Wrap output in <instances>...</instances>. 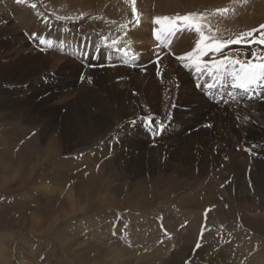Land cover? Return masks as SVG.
Listing matches in <instances>:
<instances>
[{
  "label": "bare ground",
  "instance_id": "bare-ground-1",
  "mask_svg": "<svg viewBox=\"0 0 264 264\" xmlns=\"http://www.w3.org/2000/svg\"><path fill=\"white\" fill-rule=\"evenodd\" d=\"M51 1L55 5L62 0ZM234 1L235 15L232 22L235 25L234 34L237 35L242 30L243 18L250 19L244 16L249 12V8L241 4L247 3L252 6V3L250 0ZM222 2L223 0H136L137 23L132 17L131 0H68L67 4H61L62 9H58V19L61 14L75 11L86 12L91 17L101 12L99 14L102 15L104 23L91 21L87 24L82 20L83 16L71 17L82 24L83 29L80 31L83 32L81 36L85 35L83 39L84 44L87 43L86 51L99 56L98 66L94 69L90 68L88 63L81 67L80 63L76 64L71 60V57L75 56V51L70 52L69 46L62 53L42 54L37 49L28 48L26 38V40L19 38L18 31L24 32L31 38L33 34L37 37L45 35L47 39L54 40V47L64 45L62 33L68 29H62L63 21L58 19H54V26H51L48 18H44L42 22L37 17L41 15L38 8L30 7L31 4L38 5L39 1L36 3L35 0H26L23 5H18L16 0H12L9 8L4 9L0 6V9L2 8L0 10V145L2 148L0 161H6L4 157L13 158L15 166L12 169L15 174L19 172L21 166L18 161L28 162L34 155H37L39 160L54 155V171L65 170L68 163L75 165L79 162L91 166L92 162H100L97 174L92 171V176L87 178L89 187L95 175L99 178L97 196L86 190L87 196L81 200L72 193L70 186L64 198L66 207L60 203L54 213V220L51 219L49 230L26 232L29 228L37 229L40 224H45L41 219H35L38 214L45 222L51 218L46 210L49 205L38 206L28 216L25 214L17 216L15 221L8 223L0 221V264H10L8 255L4 256L3 242L11 241L16 245L19 243L22 247L21 244H24L22 237H26L24 232L30 234L26 237L27 244L39 241L35 232L46 235L47 242L51 241L53 235V243L47 244L51 250L46 260L49 264H59L55 258V250L64 253L68 250V254L77 257L78 253L86 249L96 250L91 260L85 258V263L88 264H154L153 255L157 254L147 251L146 255L144 251L156 247L160 252L162 248L156 240L165 243L170 238L169 231L160 229L156 223L153 224V217L160 214L163 215L164 223L189 221L187 231L184 230L181 234L178 231V236L181 238L177 242L178 247H174L175 255L171 258L170 264H176L174 260L178 262L184 260L187 255L192 257L189 250L194 242H197L199 234L200 236L205 234L212 221L227 225L228 231L225 235L230 241L234 235L240 237L238 245L233 247L229 243V256L227 245H222L225 246L223 249L226 253L223 264L232 258L236 263V259L244 252L239 261L243 263L249 258L246 246L254 253L253 258L248 259L249 264H264V238L259 233V231L264 233V99H258L264 96V89L256 91L254 98L249 94L240 97L247 103L241 99L239 102H234L228 95L234 89L230 86L221 88L219 84L213 89H207L206 85L213 82H206L207 80L200 82L207 73L198 77L194 72L189 70L186 72L183 67L177 68L173 65L175 61L169 57L170 55L155 46L154 36L150 38L151 27L148 22L154 21L157 16L187 15L191 12L200 14L202 10ZM149 4H153L156 11L146 10ZM67 20L64 25L67 24L69 30H75L71 27L77 25V22ZM40 25H44L43 30ZM158 27L156 25L152 31ZM96 29H101L102 32ZM229 30L231 29L213 30L207 26L204 29L206 35H215L218 39L236 38ZM93 31L98 32L100 37L98 43L106 49L105 53H101L96 47L92 51L88 50ZM196 39H198L197 34L182 29L171 35H161L159 41L169 49L172 48L179 56L192 51ZM113 40L118 41L117 47L126 50L129 56L136 55L139 58L136 62L138 66H134L132 62H129L128 68L121 66L124 56L122 52H117L111 47ZM72 48L85 55V46L81 48L79 43H76ZM229 50L233 54L244 52L248 55L252 50H261V47L246 48L243 45H232L230 49H226ZM109 51L112 53L109 54L108 59L117 62L116 65H106L102 61ZM152 56L158 58L154 60ZM175 65H178V62ZM157 67L160 69L159 78L154 75L157 74ZM50 71H53L54 75L49 76ZM82 75L85 77L83 80ZM225 80L228 81L229 78L225 77ZM220 94L222 96L218 97ZM55 101L59 104H55ZM252 101L255 102L248 104ZM52 102H54L53 106ZM153 114L157 120L169 125L159 136L155 133L150 136L140 125L135 129L131 128L130 121L133 119L139 120L141 117ZM167 115L173 117L171 122L167 120ZM206 124L210 127H206ZM2 129L7 131L4 132ZM95 134H98L100 139L93 137ZM109 134L117 140L115 142L108 140L106 136ZM44 142H46L45 149L42 147ZM16 144L18 148L14 151ZM78 148L82 149L80 157H74L69 153ZM250 151L257 158L261 157L256 160L252 156L249 160L244 153L249 154ZM64 155H67L69 160H63L61 157ZM203 174H208L209 178L200 181L204 184L199 188L194 181ZM54 175L55 179L57 175ZM6 177L1 185L14 180V177H11L6 181ZM128 179L131 180L130 185L127 184ZM176 182L179 184L176 185V190L208 191L207 206L210 202L215 204L217 214L214 212V214L211 212L205 214L208 219L203 229H197L200 226L194 224L197 223V218L191 214L194 210H185L181 205L177 206L179 210L181 209V214L177 213L178 219H173L174 212L171 207L169 208L172 212L171 216H167L168 213L166 215L161 209H156L152 214H148L149 210L140 211L143 204L137 197L139 191L152 188L156 196L163 192L162 189L166 190ZM118 185L127 189L120 205L119 200L111 193L113 186ZM48 191L53 192V189ZM252 193L259 197L258 206L254 204ZM219 194L223 198L226 196L233 198L229 209L242 210L243 221L241 220L240 224L235 223L234 216L232 221L224 222L223 218L231 215V212H224L219 207L217 203ZM225 202L228 204L230 200L227 198ZM202 205L204 206L205 203L202 202ZM156 207L160 208L159 202ZM88 208H97L99 211L90 214ZM251 209L262 210V213L257 218L256 214L250 211ZM65 210L69 211L70 215L68 219L62 220L67 216ZM124 210H128L127 215L120 214L125 212ZM137 213L142 216L136 215ZM195 215L200 217L201 212L195 211ZM123 223L128 225L126 230L121 227ZM199 224L201 223L198 220ZM244 225H248L252 233L263 240L246 235L240 229ZM108 233L121 236L123 240L129 242L130 249L134 251L123 250L124 252H120L121 255L115 254V246H105L101 243ZM72 234H83L87 240L83 241V244H76L75 238L71 240ZM145 234L153 238L152 242L149 240L151 243L148 246H145L146 241L142 242ZM221 237L220 241L223 239L226 241L224 234ZM205 240L204 236L203 243L206 242ZM186 247L188 254L185 253ZM199 253L198 250L196 254ZM14 254L17 257L15 260L17 264H31L29 258L24 257L25 253L20 256L17 251ZM196 257L190 258L187 264H196L194 262ZM147 258L151 259L146 261ZM53 260L54 262L50 263ZM208 264L215 263L208 262Z\"/></svg>",
  "mask_w": 264,
  "mask_h": 264
},
{
  "label": "rangeland",
  "instance_id": "rangeland-1",
  "mask_svg": "<svg viewBox=\"0 0 264 264\" xmlns=\"http://www.w3.org/2000/svg\"><path fill=\"white\" fill-rule=\"evenodd\" d=\"M11 1L12 0H10V1L0 0V6L4 7V9L9 8ZM35 1H36V3H38V1L40 2L38 5H36V8H38L41 15H38L37 17H39L41 21L44 18H48L49 22L51 23V26H54V19H58L57 18L58 9H62L63 8L62 5L68 3V0H62L61 2H57L55 5L51 0H35ZM233 1L234 0H231V1L223 0V2L219 3L218 5L214 4L211 7L202 10L200 12V14L205 15L206 19L201 21V23L206 25L210 29H213V30L218 29L219 31H221L223 29H225V30L231 29L229 31L234 34V31H235L234 26L235 25L232 22V18H234L233 15H235L234 14V12H235V1L234 2ZM250 1L252 3V6L248 5L247 3L241 4V5L245 6L246 8H249V12L245 13L244 16L250 17V19L248 20L246 18H243L244 22L242 23V30L237 35L234 34L236 37L242 32L251 31L255 28H259V26L261 24H264V5H263L264 0H250ZM218 9L220 10V13H216ZM225 9H228V11L226 13H224ZM146 10L156 11L155 6H153V4L152 5L149 4L146 7ZM55 12H56V14L54 15ZM6 13L7 12L5 11V14ZM99 13L101 14V12H98L96 15L94 14L92 17H91V15H88L86 12L83 13V12H77V11H75L74 13L61 14L60 18L58 19V20L63 21V23H62L63 27L62 26L61 27H62V29H68V30H64L62 33V37H63L62 43L64 45H62V46L58 45V46L54 47V40L52 39L53 40L52 49L45 48L44 51H41L40 47L38 46L40 37H37V39L35 41L36 42L35 44L37 46L36 47L35 44L33 43V37L31 38V36L29 37L28 35H25L24 32H19V31H18L17 35H19L20 36L19 38H21L23 40L27 39L26 41L28 43L27 44L28 48H31L33 50L37 49V51L38 52L40 51L42 54H45V53H62V51L65 48H68L67 46H69L68 49L70 50V52L75 51V56L74 57L72 56L71 60L75 61L76 64H79V60H77L76 56H78V55L84 56V55H83V53L81 54L79 50H77V49L75 50V48H72V47L76 43H79V46L81 48L84 47L85 44H84L83 38L85 37V35L81 36L82 35L81 33H83L82 31H80L81 29H83L82 24H79L77 19H72L71 17H77L78 18V17L83 16L82 20H84V22L86 21L87 24L88 23L90 24L91 21L92 22H98V23H104L102 15H100ZM9 15H12V14L9 13ZM66 20L77 22V25H75L74 27H71V28H75V30H73V31L69 30L70 27L67 24L64 25ZM148 24L151 27L150 38H152L153 37L152 28H154L156 26V24H154L153 21L152 22L149 21ZM208 25H211V27ZM232 25H233V28H232ZM43 26L44 25H40L39 27L43 30L44 29ZM221 27H225V28L222 29ZM47 30L49 31L48 28H47ZM96 30H99L98 32H102L101 29H96ZM93 32L94 33H92L90 35L92 37V41L88 47L89 48L88 50L92 51L93 48L96 47V49L101 50V53H105L106 49H103V46L99 45V43H98L99 42L98 40L100 38L98 32L96 31L97 34L95 33V31H93ZM41 33H44V32H41ZM53 33H54V28H53ZM45 34H47V33H45ZM41 37L47 38L45 35L41 36ZM79 37H80V39H79ZM74 39L76 42L74 41ZM78 41H80V42H78ZM73 42H74V44H73ZM32 47H34V48H32ZM260 47L264 48V46H260ZM169 50H171L170 53L172 55L178 56L175 54V52H173L172 48ZM82 51L84 52L83 49H82ZM110 53H112V52L109 51L104 56L102 61L105 62L106 65L107 64L116 65L117 62L115 63V61H110V59H108ZM144 53H145V51H144ZM152 58L154 60L157 59V57H154V56H152ZM171 59H173L175 61L173 64L174 66H176L179 69L182 68L178 61H176L172 57H171ZM130 62H131V59H130ZM177 62H178V65H175ZM85 65H87V64H85ZM121 66L124 67L125 65L122 64ZM81 67H84V66H81ZM126 67L128 68L129 65H127ZM93 69H94V67H93ZM185 71L187 72L186 69H185ZM194 74H195V72H194ZM51 75H54L53 71H50L49 76H51ZM154 75L156 78L160 77L158 74H154ZM192 79H193V77H192ZM79 80H81V79H79ZM195 85H196V83H195ZM262 89H264V88H262ZM237 93L239 94L240 90H237ZM262 93H263V91H262ZM240 99L242 101H244V103L246 102V100L244 98H240ZM253 102H255V101L248 102V104L253 103ZM56 103H57V105L59 104V102L55 101V104ZM51 104L53 106L54 102H52ZM51 104H50V106H51ZM60 106H62V104H60ZM2 130L4 132L7 131L5 129H2ZM28 136H26V137H28ZM93 137H98L100 139V136L98 134H95ZM106 138L108 140H112L113 142H115L117 140V138H114V136H112L110 134L108 136H106ZM100 144L102 145V142ZM42 147L45 149L46 142L43 143ZM17 148H18V144H16L15 147L13 148L14 151H17ZM108 151H109V148H108ZM239 151L240 150H237V152H239ZM81 152H82V149L78 148V149H75L69 153H71L72 156H74V157H80L81 156L80 154H82ZM0 153H2L1 145H0ZM244 155L249 160L252 159V156H254V154H252L251 151L249 152V154L244 153ZM254 157L257 160L261 156H259L257 158V156L255 155ZM31 158H32L31 160H29L28 162H24V163H22L21 161H18L21 163V166H20L19 172L17 174H15L13 172V169H12L15 166L13 163V158L9 159V158L4 157V159H7V160L6 161H4V160L0 161V221L6 222V223H8L10 221H15L17 216H20V215L24 216V214L26 216H28L29 213L38 206L42 207L45 205H49V207L46 208V210L48 211V216H51V218L47 222H45L44 219L41 217V215L38 214L35 217V219H41L42 222L45 224H40L37 229H30L29 228L28 231H26V232H34L35 230H37V231L43 230L45 232V231L49 230L50 225H51V223H50L51 219L53 218L52 220H54V213L57 211L60 203H62L65 206L66 203H65L64 198H65L67 189H70V186H72V188H71L72 193H74L76 195V197L81 199V200H84L86 198V196H87V194L85 193L86 190H89V192H91L94 196H97L98 191H99V186H98L99 178H97V175H95V178L91 182L90 187L87 183V178L92 176V174H91L92 171H94V174H97V171L99 170L100 162H98V161L96 163L92 162L91 166L90 165H83L81 163L79 164V162H78V164L76 163L75 165L68 163V165L65 168L61 167V168H64L65 170L57 169L56 171H54V155L50 158H41L40 160H39V157L37 155H34ZM61 158L63 160H66L68 158V156L64 155V157L62 156ZM67 160H69V159H67ZM92 166H94V168ZM66 170H67V172H65ZM54 174L57 175V177L55 179H54V177H55ZM7 175H9V176L6 177ZM5 177H6V181H8L11 177H14V180H12V182L9 181L7 184L2 183V185H1V182L3 181V179ZM207 177H208V174H203V175L199 176L197 178V180L194 181V183H196L195 185L197 187L199 186V188H201V185L204 183H200V181L206 179ZM110 180H113V179H110ZM130 181L131 180H129V179L127 180L128 185H130V183H131ZM146 184H149V183H146ZM225 184H227V183H225ZM176 185L179 186L178 182H176L175 185L168 186L166 190L162 189L163 192L158 193L156 196H154L155 192H153V190H151L152 188H147L146 191H139L137 193V197L143 204V207L140 211L149 210L148 214H152L156 211V209H161L162 212H164L166 215L168 213L167 216H169V215L171 216V214H172L171 210H173V212H174L173 219H178L179 215L177 213L181 214V209L179 210V207H177V206L181 205L185 210H194V212L191 213L192 215H194L197 218V223L194 222V224L197 226H200L197 229H199V228L203 229L205 226V222L208 219V217L206 215H208L209 212H211V213L214 212L215 214H217V211H215V207H216L215 204H212L210 202V204L207 206V204L209 202L206 199V198H209L208 191H206V190H204V191H198V190L197 191L196 190L195 191H180L178 189L176 190V187H177ZM41 189H44V190L40 191ZM49 189H53V192L48 191ZM126 190L127 189L124 188V186H122V185L113 186V188L111 190V193L114 194V198L119 200L118 201L119 205L121 203L120 201H123ZM96 192H97V194H96ZM252 195L254 197L253 198L254 204L256 206H258L259 205V197L257 195H254V193H252ZM155 198H157V199H155ZM227 198L230 200V202L228 204H226V202H225V200H227ZM232 200H233V198L231 196L230 197L226 196L224 198L220 194L217 196V203H218L219 207L222 209V211L231 212V215H227V217L223 218L224 222L226 221L225 223H227L228 220L230 221L234 216L235 217V223L240 224L241 220L243 221V219H242L243 213H242V210H240V209H229V205L231 204ZM158 202L160 203V208L156 207ZM202 202L205 203L204 206L202 205ZM170 207H171V210L169 209ZM197 207L198 208L200 207V209H198ZM98 211L99 210L97 208H88V213H90V214L97 213ZM124 211L125 212H120V214L121 215H127L128 210L127 211L124 210ZM195 211H200L201 216L200 217L196 216ZM234 211H235V213H234ZM250 211L254 212L256 214L255 216L257 218L259 217L260 213H262V210H254V209L252 210L251 209ZM65 212H66L67 216L62 220H66L69 218L70 212L67 210H65ZM136 215L142 216L140 213H137ZM158 216L153 217V219H154L153 224L156 223L160 229H163L165 231L166 230L169 231L170 232V238L168 239L167 242L165 241V243H161L162 240H156V242L160 243V247L162 248V250L160 252L157 251L156 247L154 249L145 250L144 252H145V254L147 251L149 253L157 254V255H153V259H154L153 263L154 264H170V262L172 260L171 258H173L175 255L173 250H175V248L178 247L176 245H177L178 240L180 241V238H181L178 236V231L180 232V234L182 233V231L184 232V230L187 231L188 226H189V221L187 220V221H184L181 223V220H178L175 223L174 222H171V223L165 222L164 223L163 222V215L160 214ZM198 220L201 223L199 225H198ZM182 221H183V219H182ZM193 221H194V219H193ZM166 225H168V226H166ZM226 226H227L226 224H223L221 222L212 221L210 223V225L207 227L205 234H203L202 236H200V234H199V236L197 237V240H196L197 242H194L191 249L189 250L192 253V257L197 256L196 258H194V262L196 264H203V263L208 264V262H214L215 264H223L222 261L224 260L226 253H225V249H223V247H225V246H222V245L223 244L227 245L228 256H229V243L231 246L234 247V246L238 245V241L240 240V237L234 235V237L231 238L232 240L230 241L229 237L227 235H225V233L228 231L226 229L227 228ZM244 226L240 229L246 235L253 236V237L257 238L258 240H263L260 237H258L256 234L252 233V229L248 225H244ZM96 231H98V230H96ZM26 232H24V234L26 235V237H29L30 234H26ZM0 233H1V231H0ZM35 233H37L36 238L39 241H37L35 243L27 244L25 242H26V239H28V238L22 237V243H24V244H21L22 247L19 245V243H18L19 247H17L18 245L11 243V241H8V242L4 241L3 242L4 256L6 257V254L8 255V258L10 260V264H17L15 261V260H17V257L14 254V253H17V251L19 252L20 256H21V254L23 255V253H25L24 257L29 258L31 264H49L46 262V260H47L48 256L51 254V250H49V248L47 247V244L53 243V235H52V237H51V235L49 236V237H51L50 238L51 241L47 242L48 238L46 237V235H44L43 233L40 235L39 232H35ZM191 233H193V232H191ZM259 233L262 235V238H264V233L262 231H259ZM223 234H224V236H226V241L224 239L222 241L219 240L220 238H222L221 236ZM72 235H74V236H72ZM72 235H70L71 240H74V238H75L76 244H80V243L83 244V241L87 240L83 234H80V235L72 234ZM106 235H107V237H105V240H103L101 243L105 246L106 245L115 246L116 247L115 254H120V252H124L123 250H126V251L129 250L130 252L134 251L133 249H130L131 247H130L129 242L123 240V238L121 236L118 237V236H116V234L113 235L112 233H108ZM187 236L189 237L188 234H187ZM204 236L206 239L205 243H203V241H202ZM83 237H84V239H83ZM144 237L145 238L142 239V242L145 243V241H146V243H145L146 245L145 244L144 245L148 246L152 242L153 238L148 236V234H145ZM154 238H155V236H154ZM227 238H228V241H227ZM147 241H148V243H147ZM167 243H169L170 245H168ZM36 244H37V246H35ZM164 244H166V245H164ZM197 244L200 245L199 248L196 247ZM40 247H42V248H40ZM46 247H47V249H46ZM184 248H185V246L183 247V249ZM198 250L200 251V253L196 254V252ZM246 250H247L248 257L253 258L254 253L252 252V250L247 249V246H246ZM14 251H16V252H14ZM181 251H182V249H181ZM5 252H7V253H5ZM43 252H44V254H43ZM185 253L188 254V247H186ZM243 253L244 252L241 253L242 254L241 257H243ZM12 254H14V256ZM95 254H96V250L86 249V250H83L80 253H78L77 257H73V256H71V254H68V250L66 253H64L60 250H55V258L58 260L59 264H77L80 262L82 264H88V263H85V260L86 259L91 260ZM192 257L187 255L184 260L181 259L179 262H178V260H174V261L176 264H187V262H189L190 258H192ZM241 257L236 259L237 264H249V261H248L249 258L245 259L243 263H239ZM252 258H250V259H252ZM20 259H23V258H20ZM150 259L147 258L146 261H149ZM51 262H54V260L50 261V263ZM236 263L234 262V260L232 258L226 264H236ZM137 264H141V263H137Z\"/></svg>",
  "mask_w": 264,
  "mask_h": 264
},
{
  "label": "snow or ice",
  "instance_id": "snow-or-ice-1",
  "mask_svg": "<svg viewBox=\"0 0 264 264\" xmlns=\"http://www.w3.org/2000/svg\"><path fill=\"white\" fill-rule=\"evenodd\" d=\"M18 5H23L25 0H16ZM132 4V17L138 23L136 0H131ZM31 8L35 9L36 4H31ZM220 13V10H217ZM228 9L224 10L226 13ZM63 19V18H62ZM206 16L196 12H191L187 15H172V16H157L153 23L159 27L153 30L152 35L157 41L160 40L161 35H171L174 32L180 30H189L198 35V39L195 41L194 49L187 52L185 55H179L175 58L180 63V66L189 70L190 72H195L197 76H202L207 73L213 79V83L206 85L207 89H213L222 81L225 83L230 82V87L234 90H240L243 93H255L257 89L264 88V48L261 50H252L250 54L246 55L244 52H239L238 54H233L230 50L232 45H243L246 48H253L254 46H264V24H261L259 28H255L251 31H246L240 33L234 39H218L215 35H206L205 27L201 21L205 20ZM124 27V26H123ZM83 34V33H82ZM37 39V35L33 34V42ZM118 41L113 40L111 47L117 52H122L124 56L123 64L127 66L129 64V53L123 48L117 47ZM41 51L45 48L52 49L53 40L44 37L39 38V44ZM87 43L85 42V58L88 66L96 67L98 66L96 61L99 60L98 55H93L86 51ZM99 51V50H98ZM157 56L159 53L156 54ZM107 58V57H106ZM136 55L131 56V62L134 66L138 61ZM146 70V69H145ZM156 72L159 75L160 69L156 68ZM225 77L229 80L225 81ZM85 77L82 75L81 79ZM89 82L90 79H89ZM229 96L233 93L229 92ZM258 99H264V96L258 97ZM175 107V105H173ZM167 120L171 122L173 117L171 115L166 116ZM132 129H135L137 125H140L145 132L151 136L155 133L156 136L162 134L166 127L163 121L157 120L155 114L146 117H141L139 120L133 119L130 121ZM210 127V125H205ZM247 151V149H245ZM123 229H127V224H122ZM200 247L199 244L196 246Z\"/></svg>",
  "mask_w": 264,
  "mask_h": 264
}]
</instances>
